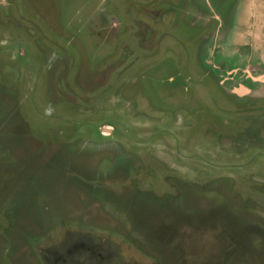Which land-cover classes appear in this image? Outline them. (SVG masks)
I'll list each match as a JSON object with an SVG mask.
<instances>
[{
  "label": "rangeland",
  "instance_id": "374dc122",
  "mask_svg": "<svg viewBox=\"0 0 264 264\" xmlns=\"http://www.w3.org/2000/svg\"><path fill=\"white\" fill-rule=\"evenodd\" d=\"M0 264H264V0H0Z\"/></svg>",
  "mask_w": 264,
  "mask_h": 264
}]
</instances>
